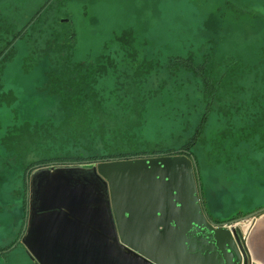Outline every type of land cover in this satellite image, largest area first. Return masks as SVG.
Wrapping results in <instances>:
<instances>
[{
    "label": "rangeland",
    "instance_id": "obj_1",
    "mask_svg": "<svg viewBox=\"0 0 264 264\" xmlns=\"http://www.w3.org/2000/svg\"><path fill=\"white\" fill-rule=\"evenodd\" d=\"M46 1L0 0V44L11 39L6 33L11 25L22 29ZM42 17L36 24L42 32L30 31L24 36L15 46L14 59L5 67V89L13 91L18 102L13 109L0 108V125L4 128L0 140L8 127L59 125L64 120L56 102L41 90L48 63L40 54L44 41L49 40L50 33L46 31L51 26L72 41L75 62L113 53L118 47L115 36L131 31L139 61L151 62L158 69V73L143 74L137 84L145 86L146 91L163 86L164 95L148 101L139 121L142 126L136 129L133 144H125L123 152L132 151V147L142 155L156 151L170 155L189 152L198 164L205 211L216 223H226L264 208V133L257 132L247 139L235 132L227 138L223 134L228 125L240 128L244 124L245 115L239 109L245 110V103L237 104L234 98L230 106L232 115L217 107L201 140L189 147L204 114L201 87L190 82L188 74L176 78L167 74L174 70L169 65L173 58L192 55L200 61L209 54L218 64L237 61L243 68L241 74L247 77L249 68L264 59V0H53ZM125 73L134 77L129 66L120 67L117 75L124 80ZM111 84L107 81L101 87L110 89ZM116 105L112 101L107 110L120 115ZM38 135L43 137L41 133ZM97 141L90 152L84 149L86 143L81 140L78 146L70 144L48 155L51 143L41 144L37 150L29 149L27 162L67 153L72 157L102 156L107 152L102 142ZM2 147L0 217L24 215L28 194L19 154L13 151L7 158ZM255 219L235 226L241 238L248 237Z\"/></svg>",
    "mask_w": 264,
    "mask_h": 264
},
{
    "label": "trees",
    "instance_id": "obj_2",
    "mask_svg": "<svg viewBox=\"0 0 264 264\" xmlns=\"http://www.w3.org/2000/svg\"><path fill=\"white\" fill-rule=\"evenodd\" d=\"M52 1L47 0L22 29L17 30L15 25H11L6 32L11 39L0 44V108L13 109L17 105L18 99L15 93L5 89L3 80L5 67L14 59L15 46L24 36L30 31L42 32L36 24L44 19L42 15L49 9ZM46 32L50 33L49 40L44 41L40 57L42 56L48 63V69L45 72V82L41 90L45 96L56 102L57 108L64 115V120L59 125L55 123H45L43 126L25 124L18 128H6L3 139L0 140L6 157H10L13 151L18 153L19 165L22 166L25 174L35 166L49 162L76 165L159 154L170 156V154L156 153L159 151L142 155L135 152L133 147V150L130 149L132 151L123 152L125 144H133L136 129L142 126L139 121L143 117L148 101L164 95L163 86L146 91L145 86L137 84V81H142L143 74L158 73V69L151 62L142 64L139 61L138 52L134 48L136 40L134 34L131 31H125L116 35L114 41L118 43V47L113 53L107 52L94 59L75 62L72 57L73 44L69 38H66L67 35L55 29L54 26ZM169 65L174 68L167 73L169 78L173 76L176 78L185 73L192 78L190 82L200 85V93L205 104L204 114L195 129L191 143L187 146H193L195 142L201 140L212 113L217 107L221 112L225 111L226 115L233 114L230 106L234 98L237 104L245 103L247 111L245 112L242 107L239 109L245 115V122L240 128L234 125L224 127V137L227 138L235 132L247 139L256 135L257 132L264 133V59L258 66L249 68L247 77L241 74L243 68L237 61L222 65L216 63L209 54L204 55L200 61L192 55L187 58H173ZM128 66L133 69L134 77H129L125 73L122 80L117 74L120 67L128 68ZM144 79L148 81V78ZM107 81L112 82V88L101 87ZM112 101L117 102L116 107L120 115L107 110L109 109L107 105ZM252 110L257 111L252 112ZM3 129L0 125V131ZM39 133L43 134V137L39 138ZM98 139L107 152L102 156L84 157L79 154L72 157L67 153L65 156L56 155L55 158L44 156L38 160L39 162L36 159L27 162L26 154L30 152L29 149L37 150L41 144L44 146L52 144L48 145L51 146L46 152L48 155L56 149L62 151L70 144L78 146L77 144L82 140L86 143L84 149L90 152ZM184 153L192 156L189 152ZM25 188L27 192V187Z\"/></svg>",
    "mask_w": 264,
    "mask_h": 264
},
{
    "label": "water",
    "instance_id": "obj_3",
    "mask_svg": "<svg viewBox=\"0 0 264 264\" xmlns=\"http://www.w3.org/2000/svg\"><path fill=\"white\" fill-rule=\"evenodd\" d=\"M90 172L104 186L105 197L100 202L105 204L108 217L105 226L111 231L116 228L117 233L113 238L91 225L89 229L96 237L81 238L84 247L111 248L122 254V264H249L235 226L264 213V208L226 223L212 221L203 204L194 156L159 154L95 161ZM45 194L47 198L52 196L51 191ZM53 198L63 197L54 194ZM64 198L78 201V205L85 201L91 206L100 203L79 189H70V195ZM51 209L60 210L56 206ZM54 215H44L40 225L44 222L52 230ZM71 216L77 219L73 223L78 228V217ZM62 218L72 221L68 215ZM54 234V230L49 233ZM63 247L69 248V243L64 242Z\"/></svg>",
    "mask_w": 264,
    "mask_h": 264
},
{
    "label": "flooded vegetation",
    "instance_id": "obj_4",
    "mask_svg": "<svg viewBox=\"0 0 264 264\" xmlns=\"http://www.w3.org/2000/svg\"><path fill=\"white\" fill-rule=\"evenodd\" d=\"M93 163L66 165L49 162L35 166L24 174V185L28 194L23 208L24 215L0 217V264H122L120 258H123L122 254H116L111 248L102 245H98L97 248L77 245L82 242L79 241L82 238V231L78 228L49 235L50 232L52 234V230L48 224L42 226L36 224L37 218L53 213L56 214L54 215L56 225H61L60 220L63 221V215L75 220L71 215H76L77 209H83L84 219H78L81 223L79 226H90L91 216H98L91 212V204L85 201L84 204L78 205V201L72 203L64 196L70 195V189H79L85 195L93 196L94 199L101 198L104 201L105 190L102 180L94 177L90 172ZM76 168L85 169L86 172H77L74 170ZM48 191L52 192L49 198L45 194ZM54 194H61L63 198L55 200ZM96 201L99 202L97 199ZM54 206L60 210L51 209ZM101 206L98 204L96 208L102 211ZM53 224L54 222L50 223L51 226ZM96 224L95 228L103 229L106 235L108 233L115 238L116 228L115 231L114 229L111 231L100 221ZM110 224L112 225L111 219ZM44 227L48 228L43 229ZM58 240L62 242L58 243ZM64 242L69 243V248L63 247ZM131 256L138 260L135 256Z\"/></svg>",
    "mask_w": 264,
    "mask_h": 264
},
{
    "label": "crops",
    "instance_id": "obj_5",
    "mask_svg": "<svg viewBox=\"0 0 264 264\" xmlns=\"http://www.w3.org/2000/svg\"><path fill=\"white\" fill-rule=\"evenodd\" d=\"M71 170H73V169H71ZM74 170H77V172H86L85 169H81V168H76ZM96 199L99 200V202H100V200H102L101 198H96ZM98 204L102 205L101 206L102 211L96 208ZM104 205L105 204L103 202L97 203L93 206L90 205L91 206V212H93L92 209L96 208V209H94L96 211L95 214L98 215L97 217L91 216V219L89 221L90 226L92 225L94 227H97L96 223L99 221L103 226H105L104 220H108V217L106 218ZM260 209H262V208H260ZM82 211H83V209H77L76 210V215H77L78 219H84L82 217ZM50 214H53V213H50ZM44 215H46V214H44ZM43 216H41L40 218H37L38 221L36 220V224H38L39 226H40V220ZM62 219H63V221L60 220L61 225H56V221L52 225L53 226L52 230H54L56 234H59V233L64 232V231L67 232L68 230H73V229L76 230L75 226H77V225L75 223H73V222H76V220H72L71 223H69L67 221V219H65V218H62ZM42 225H44V222ZM65 226H68L69 229L66 230ZM62 230H64V231H62ZM78 230L82 231V238L96 237L95 233H93V231L90 230L89 227L78 226ZM64 235H66V233ZM79 241H81V240H79ZM79 241H77V242H79ZM80 244H82V242ZM247 247H248L251 259L257 264H264V213H262L256 217V219L252 225L251 231H250L248 238H247Z\"/></svg>",
    "mask_w": 264,
    "mask_h": 264
},
{
    "label": "built area",
    "instance_id": "obj_6",
    "mask_svg": "<svg viewBox=\"0 0 264 264\" xmlns=\"http://www.w3.org/2000/svg\"><path fill=\"white\" fill-rule=\"evenodd\" d=\"M247 222V221H246ZM241 223V222H240ZM240 223H238V224H240ZM237 224V225H238ZM236 225V226H237ZM247 238L248 237H242L241 238V235H240V243H241V246H242V251H243V253L245 254V256L248 258V260H249V264H257V263H255L252 259H251V257H250V254H249V250H248V247H247Z\"/></svg>",
    "mask_w": 264,
    "mask_h": 264
}]
</instances>
